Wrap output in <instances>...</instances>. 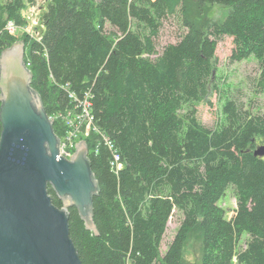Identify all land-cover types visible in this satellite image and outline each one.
Masks as SVG:
<instances>
[{"label":"trees","instance_id":"16d2710c","mask_svg":"<svg viewBox=\"0 0 264 264\" xmlns=\"http://www.w3.org/2000/svg\"><path fill=\"white\" fill-rule=\"evenodd\" d=\"M27 2L34 0H0V57L17 42L5 25L25 22ZM212 5L228 7L225 17L198 19ZM176 14L186 32L159 52L160 29ZM43 20L40 40L22 37L32 89L49 116L75 106L70 92L79 100L89 93L99 131L85 139L99 186L97 232L76 207L68 209L82 263L187 264L195 233L199 264H264V156L254 155L264 143V108H245L225 91L216 54L218 42L232 37L230 59L255 57L264 92V0H48ZM211 90L223 104L208 126L197 106ZM53 128L60 136L66 127L57 118ZM116 155L120 170L112 167ZM230 187L237 207L228 218L220 200ZM174 210L183 218L162 253Z\"/></svg>","mask_w":264,"mask_h":264},{"label":"water","instance_id":"95a60500","mask_svg":"<svg viewBox=\"0 0 264 264\" xmlns=\"http://www.w3.org/2000/svg\"><path fill=\"white\" fill-rule=\"evenodd\" d=\"M24 41L0 57V264H83L70 236L69 207L87 228L92 218L94 180L89 146L76 143L71 158L60 154V137L42 98L32 89ZM254 155L264 156V143ZM51 185L63 202L57 207Z\"/></svg>","mask_w":264,"mask_h":264},{"label":"rangeland","instance_id":"374dc122","mask_svg":"<svg viewBox=\"0 0 264 264\" xmlns=\"http://www.w3.org/2000/svg\"><path fill=\"white\" fill-rule=\"evenodd\" d=\"M45 6L43 4L42 10L40 12V16L37 17L38 24L36 25H39L38 28V30L40 31L39 33H41L43 30L41 21ZM29 7L30 5H28L26 9L23 11L24 14L27 13ZM227 12H228V7L221 5H212L208 7L207 11L203 15L201 14H196V15L198 19L202 16L207 15L210 19L222 20L227 14ZM28 26L29 23L26 22L25 27L28 28ZM107 28L108 29L111 28L109 23L107 24ZM185 32H186V28L182 24L181 18L177 14L170 16L168 19L164 21L160 29L159 36L156 39L157 50L161 52L166 45L177 42ZM32 34H33L32 31L23 30V31H19L13 36H15L17 39L16 41L19 42L23 40L22 37L24 36L33 39L34 36ZM233 47L234 44L232 37L225 36L222 40L218 42L217 50H216V54L218 57V74L224 77L227 81L225 91L227 90L230 96H233L234 98L242 102L245 108L251 107L255 111H258L259 109L262 110L264 108V92H261L258 89V85H257V79L260 73L258 61L253 56L243 59L241 61H232L230 59V56ZM156 56L157 55H154V57ZM209 100H210L209 102H202L197 106V111H198L197 116L199 120L205 125L213 126L222 108L223 100L222 97H220L219 91L213 92L212 90L210 91L209 94ZM91 132L88 134H82L81 138L83 139L89 137ZM79 140L80 138L74 139V143L78 142ZM220 205L224 207L225 210L227 211L226 213L228 218H230L234 214V210L237 207V201L233 187H230L227 190L226 194L220 200ZM182 218H183V214L178 210H174V213L170 217V220L168 222V227L164 235V240L161 247L162 253L166 251L168 243L174 237ZM246 238L247 237L244 235L239 244L241 248L245 246ZM201 251H202L201 240L198 238V236H196L195 233H193L186 245V251H185L186 263L199 264Z\"/></svg>","mask_w":264,"mask_h":264},{"label":"built area","instance_id":"2783aa9c","mask_svg":"<svg viewBox=\"0 0 264 264\" xmlns=\"http://www.w3.org/2000/svg\"><path fill=\"white\" fill-rule=\"evenodd\" d=\"M46 3L47 0H34V2L32 3L27 2L26 7L30 5L27 13L26 14L23 13L26 7L22 10V15L24 17L25 22L17 23L15 20H9L5 25L6 32H8L10 35H15L19 31L28 30L33 32L32 34L34 36L33 39L40 40L44 33L45 22L43 20V15H42L41 24L43 30L41 33H39L40 32L38 30L39 25H36L38 24L37 17L40 16V12L42 10L43 4L45 6ZM26 22L29 23L28 28L25 27ZM89 97L90 94L88 93L87 95H85L84 98L79 100L74 92H70V98L71 100L74 101L75 106L72 109H69L64 114L57 113L54 116L53 115L50 116V118L53 119L59 118L64 122V125L66 127L65 131L61 134L62 136L61 135L59 136L60 148H61L60 154L67 158H71V155L75 152V147L77 142L74 143V139L80 138V140H82L81 138L82 134H88L93 130L99 132L98 128L93 126L94 117L91 110L92 103ZM112 167L116 168L117 170L121 169L122 163L118 155H116L115 160L112 161Z\"/></svg>","mask_w":264,"mask_h":264}]
</instances>
